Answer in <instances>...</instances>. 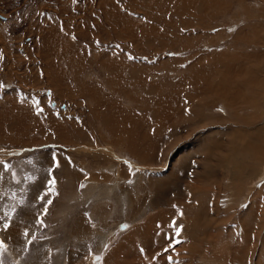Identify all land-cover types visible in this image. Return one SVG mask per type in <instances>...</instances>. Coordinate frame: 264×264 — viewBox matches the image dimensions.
<instances>
[{
    "label": "rangeland",
    "instance_id": "374dc122",
    "mask_svg": "<svg viewBox=\"0 0 264 264\" xmlns=\"http://www.w3.org/2000/svg\"><path fill=\"white\" fill-rule=\"evenodd\" d=\"M12 1L0 2V199L9 203L0 225L21 228L1 231L3 264H104L132 240L138 253L125 264L264 261V229L247 244L236 230L254 203L264 226V0ZM42 195L52 200L46 214ZM191 199H207L210 215ZM15 202L38 214L27 229L8 210ZM184 207L197 228L180 221ZM81 219L89 232L71 235ZM112 227L107 244L83 236ZM196 234L206 245L191 258L184 246ZM153 235L164 245L150 253L141 243ZM240 238L245 253L235 257Z\"/></svg>",
    "mask_w": 264,
    "mask_h": 264
},
{
    "label": "bare ground",
    "instance_id": "6f19581e",
    "mask_svg": "<svg viewBox=\"0 0 264 264\" xmlns=\"http://www.w3.org/2000/svg\"><path fill=\"white\" fill-rule=\"evenodd\" d=\"M8 1H10V0H0V2H2L1 4L3 5V8H5L6 6L4 5L5 3H8ZM12 1V0H11ZM26 1V0H25ZM30 1V0H29ZM13 2V1H12ZM0 4V5H1ZM40 5H41V3H39ZM29 5V4H28ZM39 5V6H40ZM5 6V7H4ZM3 8H0V15L1 14H5V12H6V9L5 10H3ZM15 8V7H14ZM5 11V12H1V11ZM19 11V10H18ZM6 16V15H5ZM15 16V15H14ZM14 16L13 15H7V19L8 20H11V21H13V20H17L16 18L14 19ZM16 17V16H15ZM7 24V23H6ZM4 27V26H3ZM51 29V28H50ZM57 38V37H56ZM51 39V38H50ZM47 41H49V40H47ZM232 45V44H231ZM66 46V45H65ZM71 47V49L69 50L70 52H71V55L73 56H76L77 55V52H76V49L78 50V48L76 47V46H70ZM46 52V51H45ZM44 52V53H45ZM69 53V52H68ZM73 58V61H71V64H75V59H77V58H75V57H72ZM45 63V62H44ZM49 77V76H48ZM142 86V85H141ZM117 88V87H116ZM144 88V87H143ZM96 97V96H95ZM100 99V98H99ZM102 100V99H101ZM100 107H102V106H100ZM207 141V140H206ZM202 143L203 142H201V145H202ZM208 143L210 144V142L208 141ZM204 145V144H203ZM202 145V146H203ZM207 147H208V145H207ZM261 151V150H260ZM260 153V155H262V156H264V153H263V151L262 152H259ZM9 154H15L14 152H11V153H9ZM150 155V154H149ZM145 158V157H144ZM245 158V157H244ZM76 160V159H75ZM43 161H45V159H42V162ZM250 161V160H249ZM256 161H258L259 163H264V160L262 159V158H260V157H256ZM42 162H41V164H42ZM62 163V162H61ZM41 164L40 163H38V165L35 167V169L37 168H39L40 166H41ZM64 164V163H63ZM66 164V163H65ZM69 164V163H68ZM62 166V165H61ZM68 167V166H67ZM41 169V168H40ZM40 169H38V171L40 170ZM19 173V172H18ZM67 174H69V176H72V178H79V176L77 175V174H75L74 172H69L68 171V173ZM66 174V175H67ZM92 174V173H91ZM3 175L4 174H2V169H0V176H2L3 177ZM15 175V174H14ZM17 175V174H16ZM60 176V175H59ZM52 177H54V178H56V175H53ZM175 177V176H174ZM178 176L176 175V178L175 179H173L174 180V183L176 182V181H180V179H181V177H179V178H177ZM51 178V177H50ZM49 178V179H50ZM91 181V180H90ZM90 181H88L89 183H90ZM22 182V181H21ZM13 184H15L14 186L13 185H11V187L10 188H14V187H18V186H20V183H13ZM70 184H72V183H70ZM91 184V183H90ZM0 185H2V184H0ZM97 185V184H96ZM74 186V185H73ZM3 187V186H2ZM72 187V186H71ZM10 188H9V190H10ZM20 189L22 188V187H19ZM24 188V187H23ZM73 188V187H72ZM8 189V188H7ZM16 189V188H15ZM26 190H27V195H25V196H27V198L29 197V194H30V192L32 191V190H35L36 189V185H34L33 187H31V189H29V191H28V189L27 188H25ZM91 189V188H90ZM93 189V188H92ZM26 190H25V192H26ZM85 193L83 194V197L84 198H87V197H89V195H90V190L89 189H85ZM24 193V192H23ZM31 195V194H30ZM30 197H32V195L30 196ZM30 197L28 198V201H29V199H30ZM81 197V196H80ZM34 198V197H33ZM191 198V197H190ZM90 199V198H89ZM184 200H185V198H184ZM187 200V202H188V199H186ZM192 200V199H191ZM0 204H1V206L3 205V201H7V203H8V200H6V199H0ZM207 199H202V200H200V201H198V202H196V201H191L190 203H193V204H196V205H198V206H200V207H202L208 214H209V212H208V205H207ZM30 202V201H29ZM27 203L26 202V205L22 208V209H20V208H17L16 210H17V213L18 214H16L17 216H18V218H21V219H23V221H22V223H24L25 225H24V228L30 223L31 224V217H32V215H34L33 214V209L31 208V207H33V206H31V203ZM173 202V201H172ZM6 202H5V204H7ZM14 203V202H13ZM173 203H175V202H173ZM209 203V202H208ZM9 204V203H8ZM170 204V203H169ZM169 204H168V202H167V204L166 205H168V207H169ZM175 204H181V203H175ZM262 204V203H261ZM15 205H16V202H15ZM171 205H172V203H171ZM7 206H10V208L11 209H8V210H12L13 209V207H14V205L13 204H10V205H7ZM17 206V205H16ZM256 206H258L259 207V203L256 205V203H254V204H252V205H250L247 209H246V211L242 214V215H240L238 218H237V223H238V229H236V230H239L240 231V234H241V237H242V241H244V240H246L249 236H250V234L252 233V232H254L253 231V229H254V227L255 226H257V228H258V232H260V231H263V229H264V226H263V223L261 222V220L259 221L258 219L260 218V214H259V212H257L256 211ZM39 207H41V206H39ZM171 207V206H170ZM263 207H264V205H263ZM101 208V207H100ZM7 209V208H6ZM1 210L3 211V209L1 208ZM1 210H0V212H1ZM210 210V209H209ZM260 210V209H259ZM261 210H264L263 208L261 209ZM14 211V210H13ZM35 211H36V209H35ZM112 213V212H111ZM172 213H174L172 210L169 212V218L171 219V220H173L172 218H173V216H174V214L171 216V214ZM109 214V213H108ZM256 214V215H255ZM210 215V214H209ZM259 215V218H257V216ZM35 216V215H34ZM71 216V215H70ZM94 216V215H93ZM110 216V215H109ZM36 217V216H35ZM16 218V217H15ZM17 219V218H16ZM187 219V220H186ZM205 220H208V219H210V216H207V217H205L204 218ZM83 219H81L79 222H80V226L81 227H79V229H78V231H79V233L80 234H84V232H81L80 231V228H81V230H83V231H86V229L88 228H86L84 225H83ZM182 223H187L191 228H197L198 226H199V223H198V216L196 215V214H189V213H187V211H186V208L184 207V216H183V218H182V220H180ZM85 222V221H84ZM19 223V222H18ZM21 223V222H20ZM88 223V222H87ZM16 224L17 223H12V226L10 227V228H12V230L14 231L15 229L17 230V232H18V228L20 229L21 228V226H20V224H19V226H18V228H17V226H16ZM29 224V225H30ZM66 225V224H65ZM91 226V225H90ZM123 226H125V225H123ZM16 227V228H15ZM97 227V226H96ZM24 228H22V229H24ZM78 228V227H77ZM84 228H86V229H84ZM100 228V227H99ZM21 229V230H22ZM25 229H27V228H25ZM120 229V228H119ZM11 230V232L10 233H5V234H7V238H8V236L11 238V236H12V233H13V231ZM16 230H15V233H16ZM20 230V231H21ZM28 230H30V229H28ZM70 230V229H69ZM87 230H89V229H87ZM135 231L137 230V234H139V233H142V232H144L145 231V229L142 227V226H138V227H136V229H134ZM255 230V229H254ZM19 231V232H20ZM25 230H23V232H24ZM9 232V231H8ZM90 232H94V230L92 231H90ZM13 234L14 236L16 235V234ZM22 232H20V234H21ZM119 233V232H118ZM136 233V232H135ZM231 233H233V232H231ZM19 234V233H18ZM234 235H235V233H234ZM249 235V236H248ZM17 236V235H16ZM16 236H15V238H16ZM77 236H79L78 235V233H77ZM94 237V236H93ZM10 238H8V239H10ZM15 238H13L12 237V239H11V244H13V245H16L17 243H18V240H15ZM109 239V238H108ZM103 241V240H102ZM152 243L151 242H145V243H141L142 245H143V248L142 249H144V246H145V248H146V250L147 251H149L150 250V253L153 251V248H151V246H153V245H156V247H160V245H164L163 244V242L161 241V237H159V236H156V235H153L152 236ZM240 241H241V238H240ZM242 241H241V243H239V241H237L235 244H234V251H233V253H234V256L236 257L238 254H240V253H245V251H244V247H243V245H245V244H247L245 241H244V243L245 244H243L242 243ZM247 241H249V239L247 240ZM6 242V241H5ZM9 242V241H8ZM9 242V243H10ZM19 242H21V241H19ZM134 243H136V241L135 240H132L131 242H129V244L127 245V246H124V244H123V242L121 241L120 243H119V245L114 249V250H112L110 253H109V255H108V260H107V263H106V261H104V264H125V254H127V256L128 257H133V256H135L137 253L136 252H134V250H133V244ZM138 245V244H137ZM186 245H188V244H186ZM184 246V247H186V249H189V252H188V254L189 255H192V257L191 258H193V256H194V253H195V251H197L198 249H201V247L203 248L204 247V245H206L204 242H203V240H202V237L200 236V235H198V234H196V235H194L193 236V238H192V242L188 245V247L187 246ZM242 245V246H241ZM109 246V245H108ZM132 248H131V247ZM12 247V246H11ZM140 247H141V245L139 246V248L136 246V248L137 249H140ZM196 247H198V248H196ZM192 248H194V249H192ZM11 250V249H10ZM75 250H78V249H76L75 248ZM74 250V251H75ZM141 250V249H140ZM203 250H205V249H203ZM203 250H201V251H203ZM218 251V250H217ZM207 252V253H206ZM205 253H204V251H203V253H204V255L205 254H207L208 255V252H209V250L207 249V251H206ZM213 252H214V254H215V256L217 255V256H221V254H222V252H220V251H218V252H216V246L214 247V249H213ZM77 253H78V251H77ZM76 252L73 254V255H75V254H77ZM80 255H81V257H82V254H81V252L79 253ZM79 254H78V256L76 257V258H78L79 257ZM153 254V253H152ZM189 255H188V257H189ZM203 255V254H202ZM70 255H68V257H69ZM76 260V259H75ZM71 261V260H70ZM69 261V262H70ZM215 261L216 262H219L220 264H227L226 262H225V260L224 259H221V258H218V259H215ZM260 264H264V261L262 260V259H259V261H258ZM204 263H206V262H204ZM75 264H76V262H75Z\"/></svg>",
    "mask_w": 264,
    "mask_h": 264
},
{
    "label": "crops",
    "instance_id": "0c3cea01",
    "mask_svg": "<svg viewBox=\"0 0 264 264\" xmlns=\"http://www.w3.org/2000/svg\"><path fill=\"white\" fill-rule=\"evenodd\" d=\"M71 163V162H70ZM59 165H60V163H59ZM183 165V164H182ZM63 169H67V167H66V164H64V165H62L61 166V170H63ZM75 171V169H73V171L72 172H74ZM63 174H65L64 172H62ZM88 173V172H87ZM89 176V175H88ZM113 201H114V199H112ZM34 203V205L36 204V201H34L33 202ZM18 204V203H17ZM16 204V205H17ZM14 206L13 207V209L15 210V211H17L16 209L18 208V207H22V206H19V205H17V206ZM68 204L67 203H65V205L64 206H67ZM23 206H25V204L23 205ZM40 206V204H36V206H35V209L37 208V211H38V209L39 208H41V207H39ZM105 207V206H104ZM104 207H103V209H104ZM44 208V207H43ZM69 210V209H68ZM105 210V209H104ZM65 212H67V211H65ZM36 216H38V214H37V212H36V214H35ZM58 216V214H56L55 215V217H57ZM40 217V216H39ZM66 217V216H65ZM109 218H114V215H112V214H110V217ZM59 219V218H58ZM58 219H55V220H58ZM79 223V222H78ZM36 224L37 225H40L41 223L39 222V221H37L36 222ZM78 225V224H77ZM77 225L76 224H74V223H71L70 225H69V229H67V231H70V232H72L71 233V235H75V234H77L79 231L77 230ZM110 224L108 223V225L107 226H109ZM121 225V224H120ZM120 225H119V228H120ZM44 226V227H43ZM64 226H65V222H64ZM106 226V227H107ZM46 227V225L45 224H43L42 225V229H44ZM66 227V226H65ZM65 227H64V229H65ZM40 228V229H41ZM105 228V227H104ZM105 230V229H104ZM109 231H110V233H109ZM81 232H89V231H81ZM116 231L115 230H113V227L112 228H110V230H106L103 234H98L97 233V231L96 232H91V233H87V234H85V235H83V236H86V237H88V236H94V235H104V236H101L104 240H105V243L107 244L108 242H109V240H111V239H113V237H114V235L116 234L115 233ZM115 233V234H114ZM34 234V233H33ZM90 234V235H89ZM110 235V239H108V236ZM125 234H121L120 236H119V240L121 239L120 237H122V236H124ZM32 238H30V240H31ZM118 239L116 240V241H119ZM99 244V243H98ZM116 245V244H115ZM7 246V245H6ZM68 246V245H67ZM66 246V247H67ZM70 248H75V247H79V246H77V245H71V246H69ZM91 247H93V245H92V243H91ZM100 246H98V247H94V248H99ZM112 248V247H111ZM110 248V249H111ZM99 259H102L103 260V258L102 257H100ZM45 264V263H44Z\"/></svg>",
    "mask_w": 264,
    "mask_h": 264
},
{
    "label": "snow or ice",
    "instance_id": "6c2138e0",
    "mask_svg": "<svg viewBox=\"0 0 264 264\" xmlns=\"http://www.w3.org/2000/svg\"><path fill=\"white\" fill-rule=\"evenodd\" d=\"M5 170H7V169H5ZM54 183H55L54 180L49 181V189L50 190L52 187H54ZM83 187H84V185H81V188H83ZM38 199L45 205L44 213L46 214L47 213V205H50L52 203V200L51 199L45 200L43 195L39 196ZM39 222L41 224H43V218L42 217L39 219ZM10 226L11 225L7 221H5L2 225H0V230L7 231L10 228ZM177 234H179V233H177ZM23 235L25 237H27L28 233L24 232ZM31 242H32L31 240L28 241V243H31ZM0 250H6V245H5V242L3 240H0ZM0 264H3L2 252H0Z\"/></svg>",
    "mask_w": 264,
    "mask_h": 264
}]
</instances>
